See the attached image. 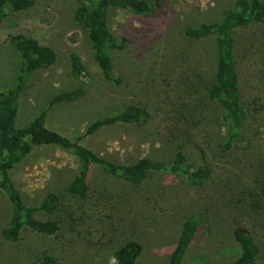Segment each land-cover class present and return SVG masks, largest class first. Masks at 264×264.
Returning <instances> with one entry per match:
<instances>
[{
	"label": "trees",
	"instance_id": "1",
	"mask_svg": "<svg viewBox=\"0 0 264 264\" xmlns=\"http://www.w3.org/2000/svg\"><path fill=\"white\" fill-rule=\"evenodd\" d=\"M76 3L73 21L87 34L93 62L108 84L120 86L118 52L127 41L109 32L106 11L119 8L149 17L164 9L167 0ZM31 4L32 0H0V24L8 16L24 13ZM263 31L264 0H235L216 21L181 31L189 41L215 39V73L206 97L220 114L223 134L216 141L207 130L217 123L215 109L188 91L176 90L173 69L150 82L143 99L93 121L75 141L47 129L45 112L16 127L21 92L33 74L50 67L56 56L33 37L9 33L20 68L13 84L0 92V191L9 206L2 241L26 251L31 258L25 264H58L60 255L72 258L67 264H94L108 238L116 235L125 242L114 252V262L137 264L143 225L180 217L182 224L168 263L182 264L188 247L199 242L203 215L214 212L239 247L238 256L223 264H264V168L256 151L264 126V91L243 76L255 65ZM69 65L73 77L85 74L76 53L69 55ZM84 96L83 89H75L52 98L48 106ZM115 126L133 128L145 140L173 150L164 160L145 156L119 163L82 144L83 139ZM183 142L194 146L200 163L188 162ZM39 147L70 152L76 159V172L65 192L49 190L40 201L26 205L10 172ZM96 170L131 188L145 185L144 189L137 192L97 184Z\"/></svg>",
	"mask_w": 264,
	"mask_h": 264
},
{
	"label": "rangeland",
	"instance_id": "2",
	"mask_svg": "<svg viewBox=\"0 0 264 264\" xmlns=\"http://www.w3.org/2000/svg\"><path fill=\"white\" fill-rule=\"evenodd\" d=\"M234 1L167 0L164 9L149 17L109 8L106 11L109 32L127 41L118 52L117 72L122 83L112 86L103 79L93 62L86 32L73 21L76 0H32L24 13L8 16L0 24V92L13 84L20 68V58L8 39L9 33L19 32L35 38L51 48L56 59L50 67L36 71L21 92L15 126L21 127L45 112L44 126L47 129L75 141L90 123L117 113L126 104L144 97V90L150 82L156 80L160 73L173 69L176 90L188 91L215 109L217 123L207 130L211 140H218L223 134L220 114L215 104L206 97V88L215 73V39L209 37L189 41L182 38L181 31L187 26L216 21L233 6ZM261 38L255 65L243 76L264 91V31ZM71 53H76L84 64L85 74L82 77L71 74ZM75 89H83L85 96L78 101L48 106L52 98ZM82 144L119 163L145 156L163 159L173 150L172 147L145 140L133 128L123 126L105 128L83 139ZM181 147L189 163L201 162L200 154L191 143L183 142ZM256 151L260 152L258 158L264 168V126L260 130ZM76 167V159L70 152L56 147H39L17 164L10 175L24 203L32 205L49 190L65 192ZM94 177L97 184L123 190L130 188L140 192L145 186L131 188L99 171ZM8 214L9 206L0 191V234L7 225ZM181 224L180 217H171L158 219L155 225L152 221L143 225L139 234L143 248L137 264H169L170 249L176 243ZM198 234L199 242L188 247L182 264H223L238 256L237 243L214 212L203 215ZM124 242L119 236L111 235L105 249L94 259V264H116L113 254ZM30 258L23 249L6 245L0 236V264H25ZM70 260L67 255H60L58 264H67Z\"/></svg>",
	"mask_w": 264,
	"mask_h": 264
}]
</instances>
